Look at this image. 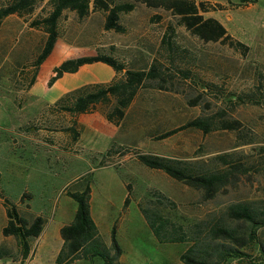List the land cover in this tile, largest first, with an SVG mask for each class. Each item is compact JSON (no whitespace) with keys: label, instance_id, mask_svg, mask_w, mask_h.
<instances>
[{"label":"rangeland","instance_id":"rangeland-1","mask_svg":"<svg viewBox=\"0 0 264 264\" xmlns=\"http://www.w3.org/2000/svg\"><path fill=\"white\" fill-rule=\"evenodd\" d=\"M13 1L0 0V8ZM185 1L196 4L198 14L204 18L222 23L230 40L206 41L185 25L175 9L141 1L117 0L135 3L133 10L121 13L123 32L105 29L106 12L96 10L93 4L84 18L76 11H64L58 21V47L68 49L71 56L93 49L113 54L134 69L147 70L156 64L163 80L157 78L140 87L124 117H115L118 122L112 123L118 132L113 142L99 143L116 147L110 155H105L108 149L93 152L81 142L76 143L73 131L67 129L72 126L81 132L80 114L72 115L53 106L65 92L89 85L95 78H107L108 71L114 73L105 63L69 74L53 84L47 94L37 90L53 103L45 110L30 116L27 112L19 117L0 116L8 126L26 122L15 132L0 128V225L5 221L4 201L8 199L23 216L42 215L46 219L53 249L42 256L46 243L38 237L24 260L11 236L3 245L10 254L0 264H53L58 250L56 238H61L58 227L66 220L62 213L77 209V202L68 191L79 190L87 182L92 186L100 235L108 246L116 224L123 249L120 264H185L180 255L194 242H159L141 205L183 225L201 241L196 247L201 253L210 240L212 225L231 223L226 214L229 205L264 199V0ZM51 11L52 0H35L31 13L16 14L23 23L22 32L44 43V28L30 29L31 22L43 19ZM22 32L15 35V45L23 43ZM230 41H240L248 48L236 49ZM118 76L122 78L123 74ZM111 101L109 105L98 104L97 111L110 112L116 99ZM198 117L209 119L215 126L225 120H238L240 124L236 130L214 128L209 133L185 128L160 138V134ZM140 154L179 159L197 172L224 169L223 157L238 159L249 170L237 187L205 201L199 190L162 170L145 166ZM246 251L244 258H230L225 264L258 262L256 246L251 245ZM75 264L106 263L95 257Z\"/></svg>","mask_w":264,"mask_h":264},{"label":"trees","instance_id":"trees-1","mask_svg":"<svg viewBox=\"0 0 264 264\" xmlns=\"http://www.w3.org/2000/svg\"><path fill=\"white\" fill-rule=\"evenodd\" d=\"M149 6H166L173 8L182 16L185 25L196 35L206 41L222 40L227 42L230 35L226 27L214 18H204L198 14L196 4L185 0H135ZM245 2L246 0H242ZM35 0H15L10 5L0 8V27L5 17L10 14L23 15L34 10ZM93 4L96 10L106 12L104 27L107 30L123 32L124 27L120 23L122 12H129L135 8L134 2L118 3L117 0H52V11L43 19H35L31 26H41L47 33L43 46L37 51L31 61L24 65L19 73L17 89L29 88L35 81L41 64L52 53L59 38L58 21L66 9L76 11L80 18H84ZM166 42V41H164ZM236 49H247V45L238 41H230ZM102 62L111 66L117 74L113 80L106 83H91L65 93L55 103L54 108H61L72 115L97 111L98 104L109 105L114 97L116 99L110 112H103L111 122H118L125 115V109L131 104L138 89L149 81L163 77L156 64L149 69L129 68L117 56L108 53H97L91 56H79L68 58L54 68V75L49 80L52 85L65 73H75L83 65ZM211 87V84L205 86ZM207 86V87H208ZM159 87L163 85L159 83ZM118 118L117 120L115 119ZM238 120H225L221 125L215 126L212 121L205 118H195L186 124L168 130L160 134V138H166L177 131L185 128H196L209 133L214 128L236 130ZM73 131L74 140L79 137V131L74 127H68ZM112 145L105 152L110 155L116 147ZM116 146V145H115ZM107 158V156H106ZM140 161L147 167L159 169L184 184L201 192L202 199L209 201L214 199L220 192H226L230 188L237 187L246 174L249 167L238 159L223 157L225 167L217 172H197L186 166L185 162L167 159L158 155L140 154ZM105 163V161H103ZM27 193L23 195L26 196ZM68 195L77 202V209L73 220L60 228L63 246L56 257V264H75L81 259L94 260L101 257L106 264H120L123 249L117 236L116 224L111 230V245L108 246L102 240L100 230L95 222L91 210L92 186L85 183L83 188L68 191ZM264 200V199H263ZM241 201L233 203L226 208V214L230 224L219 222L210 228V240L207 247L201 253L196 247L201 241L198 237L186 231L183 225L172 221L169 217L154 210L140 206L151 230L161 243H183L194 241L181 255L180 259L185 264H225L230 258H244L246 249L251 245L258 249V262L250 261L251 264H264V201ZM129 202V195L125 199V205ZM8 221L3 228L5 236H12L20 247L22 258L29 257L32 250V242L43 232L46 219L42 215H34L29 218L23 216L15 203L8 199L4 201ZM10 251L6 247H0V260L8 256Z\"/></svg>","mask_w":264,"mask_h":264},{"label":"crops","instance_id":"crops-1","mask_svg":"<svg viewBox=\"0 0 264 264\" xmlns=\"http://www.w3.org/2000/svg\"><path fill=\"white\" fill-rule=\"evenodd\" d=\"M32 28L33 27L30 29ZM22 31L23 23L14 13L5 17L0 27V116H14L19 114V117L20 114L24 112H27L29 116L32 114L35 115L38 112H41L42 110H45L49 106L53 105L51 100L48 98H43L41 94H38L37 90H41L42 93L47 94L53 84H56L60 79L72 74L65 73L52 85H49V80L54 75V68L68 58L91 56L97 54L95 49H93L90 50V52L71 56L68 49L58 47V42H56L52 53L41 64L35 81L29 86V88L21 87L17 89V83L19 81V73L21 69L30 59L35 56L38 49H40L44 44L41 40L34 39L32 34H25ZM21 32L24 35L23 43L21 45H15L13 39H15L16 34ZM100 63L102 62L83 65L78 71L87 68V66H93L94 64ZM101 68L106 70V67ZM117 75L118 74L115 70L114 73L108 71L107 78H95L93 79L92 83L110 82ZM67 91H69V89ZM79 122L82 123L83 128L81 132H79V137L76 140V143L81 142L84 148L93 152H104L107 150L109 147L107 148V146H99L100 141L105 143L107 141V144L111 143L118 132L117 126L109 121L106 115L101 111L82 113L79 115ZM25 123L26 122L22 120L19 122V124L12 123L10 126H8V124H5L0 120V128L5 127V129L8 128L10 132H15ZM23 136L26 137L25 135ZM92 200L93 199L91 198L92 215L100 230V224L98 220L99 215L94 212ZM4 212L5 221L0 225V247H3V245L11 238V236H5L3 234V228L8 221L5 206ZM75 212L73 213L69 210L63 211L62 214L66 220L64 224L58 227L59 232L63 225L68 224L73 220ZM46 227L47 226L45 225L43 232L39 236V239H43L46 243L45 252H42L44 253L42 256H45L53 251L52 246L49 244L50 230ZM63 243L64 240L62 238H56V246L58 250L56 251L53 264H55L56 257L60 252Z\"/></svg>","mask_w":264,"mask_h":264}]
</instances>
